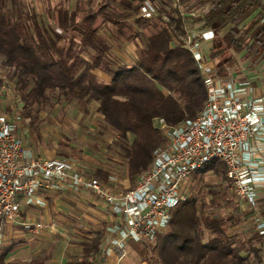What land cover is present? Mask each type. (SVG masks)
Wrapping results in <instances>:
<instances>
[{
	"label": "trees",
	"instance_id": "trees-1",
	"mask_svg": "<svg viewBox=\"0 0 264 264\" xmlns=\"http://www.w3.org/2000/svg\"><path fill=\"white\" fill-rule=\"evenodd\" d=\"M144 1L44 0V11L39 13L26 0H0L2 66L24 103L30 126L37 128L40 113L56 105L63 110L73 104L85 115L95 111L103 116L102 126L115 135L113 149L125 161L126 176L134 183L166 143L160 120L177 126L195 120L204 109L206 84L183 41L188 32L216 31L210 58L218 77L225 71L222 59L228 50L251 53L259 47L264 53V0H180L179 7L172 0H156L161 12L150 20L138 17ZM230 25L231 31L221 36ZM125 31L131 36L124 39ZM124 42L136 48L132 62L117 50ZM210 172L227 181L225 165L209 162L194 174L169 228L153 242L132 243L144 261L264 263L259 248L264 235L255 230L243 242L229 233L232 226L249 218L253 221V211L241 213L235 207L230 217L220 215V208H228L223 194L231 188L204 185ZM95 175L106 181L112 174L98 168ZM102 238L100 233L82 242L83 254L68 264H97ZM16 249L17 244L3 245L0 264H49V257L14 259Z\"/></svg>",
	"mask_w": 264,
	"mask_h": 264
},
{
	"label": "built area",
	"instance_id": "built-area-1",
	"mask_svg": "<svg viewBox=\"0 0 264 264\" xmlns=\"http://www.w3.org/2000/svg\"><path fill=\"white\" fill-rule=\"evenodd\" d=\"M174 7L180 0H172ZM161 5L145 0L138 17L159 16ZM216 31L188 32L183 38L205 80L207 100L198 118L169 126L160 124L166 143L157 149L149 170L131 185L109 177L106 181L83 162L70 158L50 159L28 150L20 134L25 111L17 100L9 114H0V249L9 230L20 225L23 201L43 205L41 191L69 188L80 198L99 202L111 215L103 234L100 257L110 252L119 262L128 257L130 243L153 242L169 228L177 207L186 200L194 174L217 160L225 165L227 182L241 205L258 208V193L264 189V98L244 99L228 93L210 58ZM257 231L264 235V218L255 214ZM31 226V224H30ZM41 236L44 225L32 224Z\"/></svg>",
	"mask_w": 264,
	"mask_h": 264
},
{
	"label": "crops",
	"instance_id": "crops-1",
	"mask_svg": "<svg viewBox=\"0 0 264 264\" xmlns=\"http://www.w3.org/2000/svg\"><path fill=\"white\" fill-rule=\"evenodd\" d=\"M255 16L256 14L248 19L241 25V28L247 25ZM232 28V25L228 26L221 32V36H225ZM213 47L214 42L212 49ZM133 58L125 59L132 62ZM2 63L3 60L0 57V114L3 112L10 114L17 100L14 97V82L7 79L8 72L4 69ZM222 67L225 71L223 76L219 77L220 85L228 93H232L241 99L249 96L256 99L264 98V53L259 52V47H256L251 53L247 49L239 52L228 50L225 53V58L222 59ZM69 106L67 105L65 109ZM48 110L46 109L40 113V123L37 128L30 126V120L24 117L25 111H23L21 113L23 123L20 134L25 141L26 148L33 151L37 156L50 159L66 158L58 155L54 145L49 146L50 143L47 139L49 128L43 127L45 112ZM52 136L55 139L54 141L59 139L58 132H55ZM41 137L44 139V144L52 149L51 152L43 149L44 144L38 139ZM38 197L44 204L40 206L27 205L23 201V214L20 225L9 230L7 234L5 245L17 244V249L11 255L14 259L30 261L41 256L43 258L49 257V264H68L73 257L83 254L82 242H90L97 234L101 233L103 235L110 225L112 215L104 205L90 201L87 198H80L69 188L41 191L38 193ZM236 207L241 213L253 211L254 215L258 213L264 218V189L258 193L257 210L243 206L241 203L240 205L237 204ZM254 220L252 221L249 218L232 226L229 228V233L240 237L241 241L245 242L251 237L252 232L257 230ZM37 222L44 225L41 236L34 235L32 231V224ZM133 251L137 253L138 258L133 254ZM128 253V257L121 262L117 260L114 252H110L105 259L98 254L96 263L149 264L134 250L132 243L128 246Z\"/></svg>",
	"mask_w": 264,
	"mask_h": 264
},
{
	"label": "rangeland",
	"instance_id": "rangeland-1",
	"mask_svg": "<svg viewBox=\"0 0 264 264\" xmlns=\"http://www.w3.org/2000/svg\"><path fill=\"white\" fill-rule=\"evenodd\" d=\"M26 3L30 8L36 9L39 13L44 11V0H26ZM74 4L75 1H71L70 7L74 8ZM123 35L122 38L125 39L130 37L131 33L125 31ZM121 45L122 50L118 48L117 50L123 57L127 59H131L132 57L135 58L136 48L133 43L124 42ZM45 113L46 116L44 118L45 122L43 127L49 128L47 139L50 145H48H54L59 156L83 162L93 170H97L98 168L109 170L112 174L111 177L117 178L126 184L127 182L131 185L134 184V182L126 176L127 166L125 161L113 149L112 145L116 140L115 135L106 130L101 124L103 120L102 115L95 111H92L89 115H85L82 109L73 104L64 109V111L56 105L53 110L49 109ZM55 132H58L59 135V139L56 141H54L55 139L52 136ZM38 139L44 144V139L42 137ZM43 147V149L48 152L52 150L45 144ZM204 185L212 189L218 188L224 190L228 182L210 172L205 175ZM223 195H225L227 199L225 203L228 205V208H220L219 213L225 217H230L232 215L231 211H233L237 204L240 205V201L230 189L225 190ZM209 199L210 198H208V200ZM261 247V257L264 261V243L262 246H259V248ZM133 254L138 258L136 252L133 251Z\"/></svg>",
	"mask_w": 264,
	"mask_h": 264
}]
</instances>
